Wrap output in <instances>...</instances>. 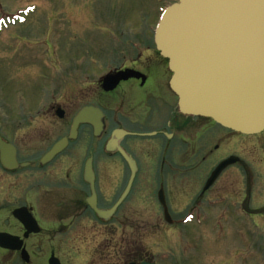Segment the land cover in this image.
<instances>
[{
  "label": "rangeland",
  "instance_id": "obj_1",
  "mask_svg": "<svg viewBox=\"0 0 264 264\" xmlns=\"http://www.w3.org/2000/svg\"><path fill=\"white\" fill-rule=\"evenodd\" d=\"M176 1L0 0V128H3V131L7 128L10 130L24 127L69 128L81 107L95 105L105 107L107 101L114 95H102L99 80L109 70L124 64L131 65L140 52L143 56L149 46H154L153 35L162 10ZM148 54L146 52V56ZM169 77V69L163 66L161 82L167 87ZM116 93H122V85L116 89ZM119 100L120 98L112 105L114 107L111 111L107 109L106 112L115 117L117 123L125 124L123 116L129 112V107L125 105L128 102ZM57 101L67 109L62 120L49 113L50 103ZM168 114V108L161 107L158 112V124L160 121L164 124ZM112 124L115 122L112 121ZM205 128L221 127L212 122ZM60 134L53 133L52 130L49 136H35V145L29 150L21 148V155L29 158L40 157L58 140ZM194 136L192 139L191 135H187L189 141L191 140L190 147L188 143L176 145V142L164 146L162 144L166 142L162 140L158 146V158L164 157L163 161L158 159L156 164H151L153 159L151 163L146 159L141 160L142 172H150L153 168L151 174L154 172L155 175L153 177L151 175L150 179L154 181L147 180L145 176V182L152 183L156 188L155 193L160 186L159 183L164 182L158 181L156 171L161 172V178L168 181L176 200L171 211L183 223L175 226L165 223L167 226L156 228L158 216L162 212L148 203L139 204V216L135 213L133 218H130L132 210H125V207L115 214L114 219L143 221L147 226L144 241L147 245V254L158 251V257L164 260L172 258L163 264H264V216L259 215L255 218L258 226L253 222L254 226L251 225L248 222L249 218L247 221L249 224L243 219L237 221L227 218L229 222L226 219L227 221L223 220L221 224L210 221L208 224L199 225L187 221L186 216L189 201L187 191L198 185L200 180L198 176L217 165L215 162L219 158L222 159L225 150L227 154L233 153L242 158L245 169L235 166L225 170V176H222L210 190L211 198L220 196L223 188L230 190L245 188L244 184L236 185L230 182L240 179L241 173H253L258 178L257 198L264 206V131L258 135H239L226 131V138L221 144L222 150H215L205 161L200 160V155L196 153L199 139L203 135L196 132ZM217 139L209 140V149L217 144ZM96 142L99 141L93 137L91 130L82 128L79 137L73 141L63 157H73L81 161L95 154L96 158H101L103 154L96 148ZM140 147L137 146L136 150L143 159L145 147L142 148V152ZM150 147L152 145L147 142L146 152ZM153 156L157 157L154 152L151 157ZM105 164L108 172L113 168L108 161L100 165L98 185L100 193L110 199L107 204L111 205L126 185L128 174L120 180H115L116 177H107L102 166ZM188 166L192 171L187 170ZM52 167L58 170L60 163L52 164ZM49 170L50 168L46 174L41 172L43 174L38 176V179L36 176H30L32 173L28 172L30 175H25L27 176L25 178H28V186H25L26 181L23 184L19 183V195L26 189L42 185L39 179L44 184L47 183L46 187L53 185L49 182L51 180L59 181V184L67 182L63 175L56 176L58 181L54 174L48 176ZM124 171L128 172L126 167ZM1 173L0 171L4 191L0 206H10L11 177ZM182 173L187 174L183 181H176ZM46 187L39 186L35 191L39 193ZM226 195L228 196L227 192ZM243 198L235 195L228 197L222 205V210L224 207L226 210L233 207V210L238 211L244 204L241 202ZM245 203L247 206L250 204L247 201ZM214 206L217 204L208 206L209 211L217 210L212 209L216 208ZM209 211L205 216H211ZM101 226L98 223L92 235L89 233L78 239L76 246L80 247L85 255L75 264L91 263L93 253L104 239L101 233L105 228ZM118 235H121V229L119 232L116 231L115 236Z\"/></svg>",
  "mask_w": 264,
  "mask_h": 264
},
{
  "label": "flooded vegetation",
  "instance_id": "obj_2",
  "mask_svg": "<svg viewBox=\"0 0 264 264\" xmlns=\"http://www.w3.org/2000/svg\"><path fill=\"white\" fill-rule=\"evenodd\" d=\"M146 52L149 53L147 56ZM163 66L164 68L166 66L168 68V63L166 59L159 54L154 42V46H149L143 56L140 52L131 65L124 64L109 70L108 73L110 74H116L120 71H128V73L132 71L133 75L129 79L121 81L118 85V87L122 85L121 94L116 93L118 87L112 91H105L101 85L102 95H114L111 100L107 101L105 107L95 105L102 109L105 114L104 129L99 136H95L94 127L90 124H84L80 126L77 136L78 138L82 128H89L93 137L99 141L96 142V148L103 154L101 158H96L95 154L81 161L73 157H63V154L71 147L74 141L70 140L66 149L56 155L48 163L43 164L41 163L42 157L58 140L69 136L70 127H24L10 128V130L7 128L6 131L0 128V135L16 147L17 161L19 163L16 169L8 170L3 166L0 158V171L11 177L9 185L12 188L10 196L11 205L4 207L3 205L0 206V264H75L76 261H79L85 255L81 248L76 246L79 242L78 239L87 236L89 233L92 235L94 228L98 227V223L102 225V228H105L103 229V233H101L104 239L100 241L101 244L97 246L98 248H96V251L93 253L90 264H163V262L168 263L171 261L172 258L164 260L162 257H158V251L147 254V245L144 243L146 239L145 229L147 226L144 225L143 221L115 220V214H117L120 209L122 210L126 207L125 210H132L130 218H133L135 213L136 216L140 215L138 209L139 204L142 203L147 205L146 203H148V205L155 206L159 212H162L158 216L159 219L156 228H162L168 224L175 226L179 223H183L181 219L176 218L171 211L176 200H174V194L169 188L168 181L161 178V172L156 171L155 173L158 174V181L164 182L159 183L160 186H158V190L155 193L156 188L153 187L152 183L147 184V182H145V176H147V180L154 181L150 179L151 175L152 177L155 175L154 172L151 174L153 168L150 172H142L143 167L141 160L146 159L151 163L153 159L151 164H156L160 159L163 161L165 160L164 157L159 156L158 158V146L162 143V140L166 142L162 144L164 146H167L171 142H176V145L188 143L190 147L191 140L189 141L187 135H191L193 139V137H195L194 134L200 132L203 137L199 139L196 153L200 155V160L205 161L215 150H222L221 144L226 138V131L228 132L229 130L225 128H205L213 121L204 117H194L180 113L177 107L178 98L170 89L169 80L167 82L168 87L161 82ZM171 74L170 72V77ZM103 79L104 76L99 80L100 84H102L101 81H103ZM119 98V101L123 100L124 103L126 101L128 102V104L125 103V105L129 107L130 114L128 112L123 116L126 122L125 124L117 123L115 117H111L106 112L107 109L110 111L113 109L114 106L112 105L115 104ZM163 106L164 108H168V118L164 124H162V121L158 124V112ZM49 109V113L52 115L55 114L61 120L66 116L67 109L59 101L50 103ZM60 112L63 113V116H60ZM112 121H114L115 124H112ZM52 130L53 133H61L60 137L40 157L29 158L21 155V148L29 150L35 145V136H49ZM120 130L125 133L120 132V137H117L118 134L114 135L115 131ZM207 134H211V136H206ZM214 138H218L217 144L215 143L214 147L209 149V140ZM147 142H149L152 147L146 152ZM116 143L135 160L137 172L129 194L119 205L116 213L109 220H104L98 217L88 203V199L91 196V185L85 179V169L88 159L92 158L97 206L101 209H109L114 206L123 194L131 178L130 165L120 153L118 147H116ZM137 146H141L140 152H142V148L145 147L143 149L145 153L143 159L136 150ZM153 152L157 157H151ZM231 155H233V153L227 154L225 150L222 159L220 160L219 158V160L222 161ZM107 161L113 166L111 172H108V169L105 168L106 164L102 165L103 172L107 177H116L115 180H120V178L127 177L128 174L126 185L122 189L121 194L116 197L111 205L107 204L110 199L100 193L98 185V171L100 165ZM218 161L215 163L218 164ZM55 163H60V168H58V170L52 167V164ZM244 165L242 158H239L236 163L229 165L225 170L235 166H241L243 169ZM125 167L128 170L126 173L124 171ZM49 168L50 172L47 174L48 176L51 177L54 174V177L58 181V177L63 175L67 182L65 184H59V181L56 182L51 180L49 182L53 185L46 187L47 183L44 184L42 180L39 179L38 181H40L42 185L37 184L38 186L36 188L43 186L46 187L44 190H40V192L37 193L35 191L36 188L26 189L23 194L19 195L20 184L26 181L25 186H28V178H25L28 172L32 173L28 175L36 176L38 179V176H42L41 174L43 173L46 174ZM210 169L211 168L197 177L198 179L200 178L197 186L192 185L194 188L187 191V197L189 199V201H187V221L190 223H198L199 225L208 224L210 221L219 222V224H221L223 220L230 218L237 221L243 219L247 224L251 223V225H253V223H255V225L258 226L257 222H255V218L259 215L264 216V206L259 203L257 198V175L253 173H241L240 179L230 183L236 185H238V183L244 184L245 188L234 190L223 188L221 189L220 196L211 198L210 190L221 180L222 176H225V170L208 189H205L207 181L214 170V168L212 170ZM187 170L192 171L190 166L187 167ZM2 173L1 175H3ZM186 175V173H182L180 178L176 181H183V177ZM225 186L226 184L224 187ZM3 191L4 185L3 179L1 178L0 204L3 199ZM161 191H163L167 207V218L165 215L166 208L159 197ZM35 192L37 194H35ZM132 194L133 197L131 198ZM233 195L243 196L244 198L241 202L244 204L239 207L240 209L238 211L233 210V207L230 210H226V207H224L222 210V205L227 201L228 197L230 198ZM245 201L250 203L249 206H247ZM215 204H217L218 207L214 206L216 208L212 209L217 210L209 211V207ZM208 211L211 216H205ZM248 218L250 221H248ZM227 220V222L230 221L229 219ZM235 220H233V223H235ZM165 223H167V225ZM89 228L92 229V231ZM120 229L121 235L116 237V231L119 232Z\"/></svg>",
  "mask_w": 264,
  "mask_h": 264
},
{
  "label": "water",
  "instance_id": "obj_3",
  "mask_svg": "<svg viewBox=\"0 0 264 264\" xmlns=\"http://www.w3.org/2000/svg\"><path fill=\"white\" fill-rule=\"evenodd\" d=\"M155 43L168 60L172 72L169 84L178 97L179 112L212 119L224 128L240 134L264 130V0H178L163 13L155 30ZM132 71L108 74L103 81L106 91L114 90ZM63 116V113H59ZM82 124L94 127L95 136L104 129V113L94 106H84L74 116L68 137L56 142L42 157L45 164L75 139ZM120 132L114 135L120 137ZM117 145V143H116ZM118 150L131 168V178L119 200L109 209L97 206L92 158L85 169L91 185L88 203L99 218L109 220L129 194L137 172L135 160L121 146ZM3 166H19L16 147L0 135ZM239 158L231 156L213 170L208 189L221 172ZM159 197L165 206L163 191ZM1 235V234H0Z\"/></svg>",
  "mask_w": 264,
  "mask_h": 264
}]
</instances>
